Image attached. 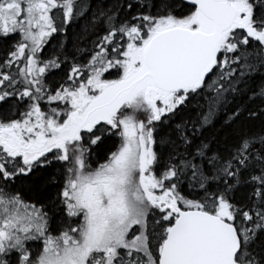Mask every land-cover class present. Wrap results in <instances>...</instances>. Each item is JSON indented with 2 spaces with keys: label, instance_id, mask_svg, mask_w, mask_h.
I'll return each instance as SVG.
<instances>
[{
  "label": "snow or ice",
  "instance_id": "1",
  "mask_svg": "<svg viewBox=\"0 0 264 264\" xmlns=\"http://www.w3.org/2000/svg\"><path fill=\"white\" fill-rule=\"evenodd\" d=\"M0 264H264V0H0Z\"/></svg>",
  "mask_w": 264,
  "mask_h": 264
},
{
  "label": "trees",
  "instance_id": "2",
  "mask_svg": "<svg viewBox=\"0 0 264 264\" xmlns=\"http://www.w3.org/2000/svg\"><path fill=\"white\" fill-rule=\"evenodd\" d=\"M95 2H96V0H94V3H95ZM103 2H104L105 4H108V3L111 2V0H103ZM257 83H258V81H257ZM101 156H102V154H101ZM98 158H99V157H98ZM99 159H100V162H101V163L104 162L102 158H99Z\"/></svg>",
  "mask_w": 264,
  "mask_h": 264
},
{
  "label": "flooded vegetation",
  "instance_id": "3",
  "mask_svg": "<svg viewBox=\"0 0 264 264\" xmlns=\"http://www.w3.org/2000/svg\"><path fill=\"white\" fill-rule=\"evenodd\" d=\"M95 166V165H94Z\"/></svg>",
  "mask_w": 264,
  "mask_h": 264
}]
</instances>
